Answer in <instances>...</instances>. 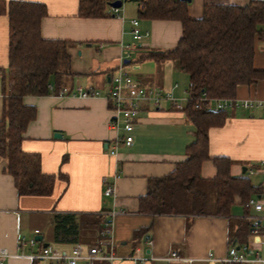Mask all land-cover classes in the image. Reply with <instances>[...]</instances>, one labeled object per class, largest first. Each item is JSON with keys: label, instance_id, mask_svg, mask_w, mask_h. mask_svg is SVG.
I'll return each mask as SVG.
<instances>
[{"label": "crops", "instance_id": "0c3cea01", "mask_svg": "<svg viewBox=\"0 0 264 264\" xmlns=\"http://www.w3.org/2000/svg\"><path fill=\"white\" fill-rule=\"evenodd\" d=\"M24 1L47 6L48 14L40 23L41 35L44 39L70 42L73 74L62 80V87L67 88L64 94L59 91L23 97L25 105L36 108V117L28 123L21 147L39 155L42 173L56 175L52 193L19 194L13 176L5 170L6 159L0 156V251L8 252L5 264H65L37 257L44 243L51 245L54 239L53 217L57 213L100 215L103 222L113 216L112 234L108 236H102L99 229L98 240L94 233H86L78 242L52 245L67 254L77 243L83 245L85 253L93 246H99L103 253L113 248L123 258L112 264H135L136 256L146 258L147 264H238L226 261L234 241L242 249L247 248L250 255L258 252L264 257V206L259 211L247 209L237 197L229 215L211 211L139 212V200L147 194L150 180L169 175L188 157L187 146L196 136L184 111L142 103L132 144L119 143L117 153L112 155L116 131L110 126L115 114L111 101L104 95L82 97L76 93L80 83L105 94L121 58L126 56V68L135 80L147 87L171 90L186 73L178 62L157 63L140 57L148 50L176 47L182 23L141 17L138 0H121L118 14L107 3L103 17L80 16V0ZM250 1L191 0L188 13L197 19L202 17L206 4L245 5ZM134 18L139 20L142 31L149 32L140 41L133 36ZM8 20L7 13L0 14V68L8 65ZM128 44L131 47L126 48ZM255 51L254 66L264 70V38H256ZM2 76L0 72V120L5 105ZM55 83L53 77L52 87ZM235 99L236 103L225 110L226 122L209 129L211 159L202 163L200 174L206 181L214 178L217 167L212 158H229L231 174L248 177L258 189L254 195L264 202V79L239 85ZM246 100L252 104L246 105ZM109 186H114V195L104 193ZM210 199L213 202L214 196ZM255 216L261 221L258 231L253 225ZM37 235H42L43 241L37 240L36 245L21 243L24 236ZM77 264L89 262L83 259ZM92 264L111 263L98 258Z\"/></svg>", "mask_w": 264, "mask_h": 264}, {"label": "trees", "instance_id": "16d2710c", "mask_svg": "<svg viewBox=\"0 0 264 264\" xmlns=\"http://www.w3.org/2000/svg\"><path fill=\"white\" fill-rule=\"evenodd\" d=\"M113 0H80L79 15L106 16L105 5ZM139 15L147 19L179 20L182 36L170 50H148L140 59L157 63L175 60L189 76L190 100L184 109L195 128V140L187 146L188 157L167 176L150 180L146 195L139 200L140 213H181L229 215L237 197L245 205L258 194L246 176L231 174V160L212 158L217 174L206 181L202 163L209 155V129L222 126L227 112L215 110L213 99H235L237 87L264 79V70L254 66L255 40L264 38V0L248 4H206L201 18H192L186 0H138ZM9 17L8 65L1 67L5 98L0 120V156L5 170L14 178L19 194L49 195L56 175L40 170L38 154L22 150L23 133L36 117V108L25 105L26 95H47L63 89L62 80L72 75L70 42L44 39L40 23L48 14L41 2L0 0V14ZM55 86L50 89L52 78ZM206 93V99H202ZM199 103V106L197 104ZM213 188L210 199L208 186ZM255 196V195H254ZM213 208H210V205ZM248 209V207L245 205ZM103 217L77 213H57L53 217L57 242H78L86 233L102 230ZM101 232V231H100ZM233 242V240H232ZM42 243V242H40Z\"/></svg>", "mask_w": 264, "mask_h": 264}, {"label": "built area", "instance_id": "2783aa9c", "mask_svg": "<svg viewBox=\"0 0 264 264\" xmlns=\"http://www.w3.org/2000/svg\"><path fill=\"white\" fill-rule=\"evenodd\" d=\"M111 10L114 14H118L120 7L111 6ZM133 24V36L135 41L142 40L145 36L149 35L148 31H142L139 27V20L134 18L131 20ZM131 47V45H126V48ZM126 57L121 58V64L118 70L112 77L111 88L103 94L100 90L92 86H83L80 83L76 86V93L79 96H101L104 95L108 100L111 101L115 114L110 121V126L116 131V135L113 138L114 144L111 147L110 153L112 155L117 153L118 144L123 142L126 145H131L133 142L132 131L135 128L136 119L142 108V103H149L155 108L169 107L177 111H184L187 102L190 100L189 88L184 91L186 96H177L175 90L179 88V83H175L171 90H164L157 87H147L142 85L140 82L135 80L126 68L125 63ZM192 84L190 83L189 86ZM50 88L53 89L52 85ZM67 88H63L60 92L61 94L66 93ZM202 99H206V93L203 94ZM213 106L215 110H226L236 103V99L231 98H217L213 99ZM246 105L252 104L251 100H246L244 102ZM199 106V103L197 104ZM125 131V134H121L120 131ZM107 181V179H104ZM106 195H114V186H109L104 192ZM248 208H253L255 210H261L264 206L262 197L251 196L245 204ZM114 214V213H113ZM112 214V215H113ZM253 218V225L256 231L259 230L261 226L260 218L255 216ZM113 216L104 220L103 228L101 230L102 236H108L112 234ZM39 233V230H36ZM264 242V233L261 235ZM21 243L23 245L30 244L36 245L37 240L34 237L22 238ZM176 253H174L175 256ZM8 255L6 249L0 251V264H5V257ZM37 257L44 259H55L57 261L63 262L65 264H77L80 260H87L89 264H92L95 259L105 258L114 263L119 260L120 257L116 254L113 248H110L108 252H104L99 246L90 247L85 253L84 247L81 243H77L71 253L67 254L62 252L52 245L43 247ZM135 264H147V259L144 257L136 256L133 258ZM226 261L230 263L238 264H264V257L257 253L252 255L249 254L248 249H237L235 245H232L228 249V255Z\"/></svg>", "mask_w": 264, "mask_h": 264}, {"label": "rangeland", "instance_id": "374dc122", "mask_svg": "<svg viewBox=\"0 0 264 264\" xmlns=\"http://www.w3.org/2000/svg\"><path fill=\"white\" fill-rule=\"evenodd\" d=\"M126 58L128 59L129 57L126 56ZM177 80H178L177 82L180 85V88L175 92V94L177 96H186L187 94L184 91H186L189 88V85H190L188 74L184 73L182 80L179 79V78ZM174 84H175V82H174ZM209 189H210V191H208V192L210 194V197L214 196L215 194H214L213 188L209 187ZM94 234L96 236V239L98 240L99 239V234H100L99 231L95 230ZM51 245H53L55 247H59L60 243L55 241L54 239H52L51 240Z\"/></svg>", "mask_w": 264, "mask_h": 264}, {"label": "water", "instance_id": "95a60500", "mask_svg": "<svg viewBox=\"0 0 264 264\" xmlns=\"http://www.w3.org/2000/svg\"><path fill=\"white\" fill-rule=\"evenodd\" d=\"M186 1H191V0H186ZM111 5L120 7L122 5V1L121 0H115V1L111 2ZM127 61L128 60L125 59V62H127ZM55 136L61 137L62 134L61 133H56ZM35 239L38 240V241H43V236L42 235H37V236H35ZM48 245H49V242L44 243V247H46ZM233 245H235L237 249L241 248L240 245H236V241L233 242Z\"/></svg>", "mask_w": 264, "mask_h": 264}]
</instances>
